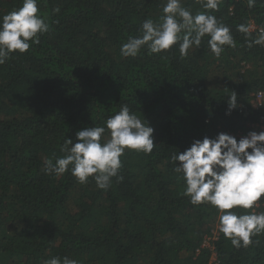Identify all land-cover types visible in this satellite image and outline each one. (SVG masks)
I'll return each mask as SVG.
<instances>
[{
    "label": "trees",
    "instance_id": "1",
    "mask_svg": "<svg viewBox=\"0 0 264 264\" xmlns=\"http://www.w3.org/2000/svg\"><path fill=\"white\" fill-rule=\"evenodd\" d=\"M22 2L0 0V17ZM166 2L37 0L49 31L0 64V264L53 257L78 264H264V232L234 247L219 232L218 210L184 195L173 160L194 139L223 132L239 140L264 123V103L254 104L264 94V44L249 46L264 27V0L252 7L220 0L216 10L204 9L206 0H181L193 15L207 12L229 27L236 46H224L219 57L207 35L184 57L179 42L123 56L121 46L142 35L146 19L158 22ZM233 91L237 107L226 114ZM125 104L154 129L151 153L126 149L107 189L94 177L81 184L71 165L59 175L46 170V159L66 155V139L104 126ZM109 138L106 130L101 142ZM233 211L264 212V197Z\"/></svg>",
    "mask_w": 264,
    "mask_h": 264
},
{
    "label": "clouds",
    "instance_id": "2",
    "mask_svg": "<svg viewBox=\"0 0 264 264\" xmlns=\"http://www.w3.org/2000/svg\"><path fill=\"white\" fill-rule=\"evenodd\" d=\"M220 0H206L204 9L216 10ZM255 0H248L252 7ZM59 11V9H54ZM142 35L130 37L121 46V54L135 57L142 46L151 53L169 50L179 42V52L187 56L193 46L199 47L207 35L211 52L219 57L224 46L235 47L236 42L228 26L218 22L207 12L195 15L182 6L181 0H167L158 22L146 19L142 23ZM238 30L248 34L249 27L239 25ZM49 31V24L39 15L37 0H23L22 6L0 17V64H4L12 52L25 53L32 44L39 43L40 35ZM252 44H264V27ZM229 112L237 107V94L233 91L227 101ZM106 130L110 138L101 142ZM154 129L125 104L104 122V126L87 127L76 132V142L66 139L61 151L66 155L46 159V170L57 175L69 170L83 184L94 177L97 187L107 189L111 178L121 168V156L125 150L151 153L154 148ZM174 169L182 173L185 182L184 195L193 204L208 203L219 214L218 226L234 247L248 246L252 236L264 232V212L238 214L235 208L252 209L264 197V131H249L237 140L227 133H218L194 139L183 152L173 156ZM44 264H78V261L53 257Z\"/></svg>",
    "mask_w": 264,
    "mask_h": 264
},
{
    "label": "rangeland",
    "instance_id": "3",
    "mask_svg": "<svg viewBox=\"0 0 264 264\" xmlns=\"http://www.w3.org/2000/svg\"><path fill=\"white\" fill-rule=\"evenodd\" d=\"M241 64H242V63H241ZM245 67H248V65L246 64ZM248 68H250V66H249ZM220 71L222 72L221 69H220V70H217L218 73H219ZM241 71H243V70H241ZM228 74L230 75V78H231V79L237 77V72H236L235 69L229 70V71H228ZM253 102H254V101H253ZM259 103H264V94L261 95V96H258V95H257V96L255 97V102H254V104L259 105ZM257 125H258V124H257ZM257 125H256V126H257ZM255 131H257V132H259V131H264V123L259 124V125L256 127ZM205 244L208 245L207 242H206Z\"/></svg>",
    "mask_w": 264,
    "mask_h": 264
},
{
    "label": "built area",
    "instance_id": "4",
    "mask_svg": "<svg viewBox=\"0 0 264 264\" xmlns=\"http://www.w3.org/2000/svg\"><path fill=\"white\" fill-rule=\"evenodd\" d=\"M258 96H261V95H263L262 93H258L257 94ZM258 126V125H257ZM241 137H243V136H239V138H241Z\"/></svg>",
    "mask_w": 264,
    "mask_h": 264
}]
</instances>
